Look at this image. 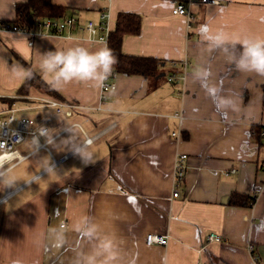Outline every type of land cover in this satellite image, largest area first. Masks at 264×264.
<instances>
[{
	"label": "crops",
	"instance_id": "1",
	"mask_svg": "<svg viewBox=\"0 0 264 264\" xmlns=\"http://www.w3.org/2000/svg\"><path fill=\"white\" fill-rule=\"evenodd\" d=\"M24 1L0 0V22H12L15 5ZM51 1L69 8L66 18L75 23L57 33L0 30V57L13 64L19 56L36 67L46 51L77 45L98 50L106 42L91 36L87 23H98L105 13L109 32L117 14L128 12L140 16V32L123 36L121 52L157 58L167 73L155 79L117 74L116 91L100 100L99 88L76 82L53 90L59 98L34 87L18 96L23 82L0 67V112L7 107L1 99L15 98L17 113H31L23 118L47 121L52 141L48 150L33 151L28 140L18 147L28 156L12 169L37 158L18 184L27 185L9 197L5 191L0 195V264H71L70 247L49 251L45 237L49 228L71 229L84 215L119 238L120 264H264V140L251 135L252 127L264 128V77L234 71L224 53L208 51L202 41L205 26L240 38H264V0L192 2L190 19L171 13L174 5H187L185 0ZM201 67L211 71L221 94L237 98V111L225 117L216 110L196 82ZM49 98L80 108L69 117L57 115L42 103ZM19 103L23 107H16ZM78 141L92 162L74 153ZM180 155L186 158L176 184ZM47 164L54 173L43 169ZM256 186L262 189L258 195ZM232 193L255 202L231 206ZM150 233L166 235L167 244L147 246ZM210 234L220 241H208ZM75 239L69 230L70 246Z\"/></svg>",
	"mask_w": 264,
	"mask_h": 264
},
{
	"label": "clouds",
	"instance_id": "2",
	"mask_svg": "<svg viewBox=\"0 0 264 264\" xmlns=\"http://www.w3.org/2000/svg\"><path fill=\"white\" fill-rule=\"evenodd\" d=\"M202 34V41L208 51L219 50L225 54L231 69L237 72L254 73L264 77V38L230 35L224 28L208 29ZM36 67H25L19 62L9 64L0 57L2 67L11 79L31 81L41 76L52 90L59 91L64 86L76 82L96 88H102L104 82L112 75L117 63L112 50L107 46L98 50H90L84 46H73L66 49H56L40 54ZM196 82L203 88L216 110L227 117L229 111H237V98L221 94V88L212 81V73L207 67H201L196 74ZM242 100V97H239ZM78 138V133L71 129ZM39 135L49 136L46 129H39ZM33 146L37 143L32 140ZM48 139V143H51ZM73 151L85 163L93 161L91 152L79 141L73 145ZM9 162L0 156V187H14L18 177L11 167H5ZM14 167V166H13ZM43 169L49 174L54 173L48 166ZM69 230L76 235L70 246ZM46 248L59 252L66 247L74 253L71 264H120V240L115 233L105 231L95 218L84 215L74 221L71 229L65 224L49 228L46 237ZM85 244L88 245L85 250ZM19 264V262H16Z\"/></svg>",
	"mask_w": 264,
	"mask_h": 264
},
{
	"label": "built area",
	"instance_id": "3",
	"mask_svg": "<svg viewBox=\"0 0 264 264\" xmlns=\"http://www.w3.org/2000/svg\"><path fill=\"white\" fill-rule=\"evenodd\" d=\"M185 2L178 3L173 6L171 13L176 16H184L188 19L191 18V14L189 11V5L192 2H197L202 5L206 4H218L215 0H185ZM106 14H100V20L98 23L89 21L85 27L87 32L96 37L99 42H106L108 37V30L106 26ZM75 23V19L73 17H67L62 19L58 18H46V19H38L36 21L37 30H28L22 27H18L11 22H0V30L12 31V32H23L34 35L39 33L40 31H55L61 32L66 27H69ZM31 45L32 42H29ZM117 77V73L113 71L112 75L104 82L102 88H99L100 100H106L109 95L113 94L116 91V83L115 79ZM42 103H45L47 106L55 109V113L57 115L63 114L66 117H69L73 114V111L80 108L76 103L71 101L61 102L53 98H49L47 100H43ZM17 111L15 107H11L8 110H3L0 112V156H2L9 163L5 165V167L16 166L23 160L27 158V156L22 155L18 152V147L25 141L28 140L32 145V140L35 138L37 143L33 146V151L37 149L48 150V138L45 136L39 135V129H46L48 131L47 121L40 120L34 121L30 118L17 117ZM49 133V132H48ZM175 136V134H172ZM260 139L264 140V128L259 133ZM185 155H180L178 160L175 161L174 169L175 172V181L176 184L182 180L184 167L182 165V160L185 159ZM62 159V158H61ZM60 159V160H61ZM262 171L264 172V161L262 164ZM29 181L24 182L23 184L16 185L15 188L10 189L7 187L4 192V198L9 197L16 193L18 190L27 185ZM262 189L260 187H255L253 190L254 195H258L261 193ZM178 192L174 191L172 196L177 197ZM208 241H220V236L216 234H210L208 236ZM168 237L166 235L160 234H147L145 237V244L147 246L159 245L165 246L167 244ZM251 251L252 248L250 247Z\"/></svg>",
	"mask_w": 264,
	"mask_h": 264
},
{
	"label": "trees",
	"instance_id": "4",
	"mask_svg": "<svg viewBox=\"0 0 264 264\" xmlns=\"http://www.w3.org/2000/svg\"><path fill=\"white\" fill-rule=\"evenodd\" d=\"M68 11L69 8L54 5L51 0H26L15 5L16 17L11 23L18 27L36 31V21L38 19L58 18L63 20L66 18ZM140 20V16L137 14L119 12L116 16L113 30L108 32L106 46L112 50L117 60V63L114 65V72L126 76L140 75L148 79H155L165 74L160 68L161 60L153 57L127 55L123 54L120 50L123 36L139 34ZM16 58L25 67H31L19 56H16ZM32 87L46 92L50 96L59 98L39 75L31 81H23L22 85L16 91V94L18 96H26ZM15 100V98L1 99L7 106L4 110L10 109ZM262 129L259 126L252 127L251 135L254 138L260 139L259 133ZM254 202V197L239 193H232L228 198V204L235 207H251Z\"/></svg>",
	"mask_w": 264,
	"mask_h": 264
},
{
	"label": "rangeland",
	"instance_id": "5",
	"mask_svg": "<svg viewBox=\"0 0 264 264\" xmlns=\"http://www.w3.org/2000/svg\"><path fill=\"white\" fill-rule=\"evenodd\" d=\"M165 73H167V72L165 71ZM163 80H166V77H164ZM0 107H1V104H0ZM16 107H23V104L19 103V104H17ZM30 114L31 113L29 111H26V112H22L21 111V112L17 113V117H29ZM36 158H37V155H35L31 159L27 160L26 162L22 163L21 165H18L14 169H12L13 173L18 177V180H19L16 185L21 183V181H23V179L25 177H28V174L31 171L32 160L36 159ZM16 185L14 187H11V188H15ZM5 188L6 187H0V195H3V192L5 191Z\"/></svg>",
	"mask_w": 264,
	"mask_h": 264
}]
</instances>
